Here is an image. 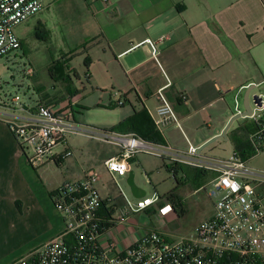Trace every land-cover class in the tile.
Returning a JSON list of instances; mask_svg holds the SVG:
<instances>
[{"label":"crops","instance_id":"crops-1","mask_svg":"<svg viewBox=\"0 0 264 264\" xmlns=\"http://www.w3.org/2000/svg\"><path fill=\"white\" fill-rule=\"evenodd\" d=\"M45 10L57 22H65L67 38L74 42L78 39L77 44L84 47L89 60L85 65L88 84L105 92L111 90L109 107L119 115L108 130L144 108L152 118L159 106L156 93L166 88L183 132L173 124L166 127L161 132L165 145L181 135L201 148L220 136L236 116L235 105L232 110L228 97L235 102L238 95L240 111L251 116L255 112L252 98L264 92V0H50ZM148 39L157 42L156 58L145 42ZM73 77L80 79L75 72L66 80L72 83ZM50 79V87H34L37 104L46 102L57 89L66 90L61 84L64 80ZM180 94H186L187 102L179 98ZM70 98L76 117L80 98L77 94ZM120 100L123 106L118 105ZM152 100L155 105L149 109L147 104ZM217 104L221 109L216 114V126L202 137L195 132L194 144L187 131H192L193 122H211L213 112L206 118L204 111ZM29 113L17 117L0 112V264H12L64 231L63 218L52 202L60 185L49 187L40 178L39 170L27 162L6 123L9 118L25 122L33 117ZM250 116L232 124L227 140L232 143L233 138L242 135L252 137L257 133L255 124L261 129L262 121ZM116 153L115 148L99 143L91 149L92 159L102 162ZM261 155L264 153L248 159V164ZM52 162L60 166L63 159L58 157ZM138 164L137 157L133 173ZM185 167L176 165V180L180 173V181L186 179L182 171ZM86 172L83 170L73 180H81ZM204 174L207 178L214 176ZM258 193L264 197V184L258 187Z\"/></svg>","mask_w":264,"mask_h":264},{"label":"built area","instance_id":"built-area-1","mask_svg":"<svg viewBox=\"0 0 264 264\" xmlns=\"http://www.w3.org/2000/svg\"><path fill=\"white\" fill-rule=\"evenodd\" d=\"M46 2L0 0V60L8 59L22 49L15 28L44 10ZM145 42L156 58L157 42L152 39ZM24 73L33 77L35 70L29 66ZM165 89L156 93L159 106L152 114V120L160 133L172 124L183 132ZM179 98L187 102L186 94H180ZM257 99L259 104L250 116L262 121L261 129L250 138L255 156L264 153V92L258 94ZM13 101L20 102V98L15 97ZM54 104L49 100L38 103L30 111L33 117L23 123L17 118L6 120L24 154L26 145L33 149L34 156L28 159L31 166L39 168L58 157L71 156V150L57 155L55 148L66 144L68 135L83 136L117 150L104 161L117 186L118 179L128 177L133 161L141 154L212 173L214 177L209 185L212 197L216 199L214 212L177 241H169L165 235L149 231L128 245L116 231L131 214L164 202L159 210L168 216L174 213V205L157 193L132 201L119 186L123 205H118L110 196L104 199L97 187L100 175L91 169L81 180L66 182L53 194L52 202L63 217L64 231L12 264H264V197L258 193V187L264 184V170L253 169L248 160L235 151L227 160H208L200 147L193 145L187 137V148L180 150L149 142L134 133L80 126L76 123L70 97L61 105ZM123 104L122 100L118 103L119 106ZM239 107L237 95L235 115L242 113ZM19 110L27 111L24 104H20Z\"/></svg>","mask_w":264,"mask_h":264},{"label":"rangeland","instance_id":"rangeland-1","mask_svg":"<svg viewBox=\"0 0 264 264\" xmlns=\"http://www.w3.org/2000/svg\"><path fill=\"white\" fill-rule=\"evenodd\" d=\"M49 2L50 0H47L46 5ZM68 31L65 22L61 20L57 22L52 19L45 8L15 28L23 48L15 51L8 59L0 60V112L8 111L17 117L20 114H30L29 110H34L37 107V93L34 87H48V85L50 87V71L59 70L65 78L68 74L74 76L76 72L80 79L73 77L72 83L65 80V83L61 84L65 86L66 90L57 89L48 100L57 106L66 98L74 97L77 94L80 98V108L75 109L79 112L75 117L77 125L92 129H108L110 125L116 123L119 115L109 107L111 90L105 92V90L93 88L88 84L85 78L87 56L83 50L84 47L77 44L78 39H75L76 42H74V39L67 38ZM29 66L35 70L33 77H28L24 73L25 68ZM61 84L60 87H62ZM15 97H19L20 102H14L13 98ZM113 97L117 100L115 94ZM227 102L233 110L235 105L233 98L228 97ZM20 104H24L27 111L20 112ZM154 105V100L147 104L149 109H152ZM127 108L129 109V107ZM115 109L121 110L120 108ZM220 109V105L217 104L204 111L206 118L210 115L209 113L213 112V125L212 121V123L208 121L206 124L193 122L192 131H187V133L194 144L197 143L194 140L195 132H198L199 137H202L216 126V117L218 116L216 114ZM19 122L23 123V121ZM169 143L175 149L187 148L186 141L181 135L169 139ZM95 146L96 143L86 137L68 135L67 143L58 145L55 148V153L61 155L70 149L73 155L63 158L60 166L50 162L44 165L45 167H32L39 170L38 175L49 187L56 184L60 185L58 188L66 182L73 181L74 178L82 174L83 170L94 169L101 176L97 187L102 198L106 199L110 196L115 199L118 205H123L119 186L126 197L136 201L127 183V178L118 179L117 186L104 162L98 161L96 157L92 159L91 149ZM25 148L27 150L24 155L28 162V159L34 156V152L28 145ZM232 153L233 145L225 138L217 139L202 149V155L211 161L227 160ZM138 159L139 164L134 167L136 185L145 190L148 197L157 193L161 198H165L170 197V193H174L177 200L182 203L184 213L181 215L172 213L165 216L159 210L164 202H160L146 211L131 214L126 222L118 226L116 231L122 239H126L128 245L136 242L149 231L159 232L165 235L169 241H177L187 236L200 223L212 216L216 199L212 197V187L209 182L214 176L207 178V175L201 171L185 167V184L178 186L175 175L167 169L171 168V162H164L163 159L149 154H141ZM249 165L264 168V155L253 159ZM181 178L183 176L180 173L179 180ZM170 202L173 203V199Z\"/></svg>","mask_w":264,"mask_h":264},{"label":"trees","instance_id":"trees-1","mask_svg":"<svg viewBox=\"0 0 264 264\" xmlns=\"http://www.w3.org/2000/svg\"><path fill=\"white\" fill-rule=\"evenodd\" d=\"M22 48H23V44H22ZM88 64H89V60L88 58H86L85 65L88 66ZM50 77L55 81L66 80V78L62 75V73L59 70L50 71ZM254 126H255L254 131L258 132L260 130L259 125L255 124ZM110 130L119 133H134L149 142L163 144V145L166 144L161 133L157 130L152 118L150 117L148 111L145 108L140 111H136L133 114V116L119 122L117 125L113 126ZM243 130L245 131L246 128L245 129L243 128ZM247 133H249V131ZM250 138L251 137L248 138L242 135L239 138L236 137L233 138L232 140L234 151L238 152V154L243 159H247V160L255 156V150L253 145L251 144ZM176 170L177 168L175 164L173 165V167L169 168V171L173 172L174 175L177 174ZM182 171H184V168H182ZM201 172L204 173L203 171ZM176 181L178 186L185 184V180L184 181L176 180ZM169 196L170 197H166V198L169 200L173 199L174 213H178L180 215L183 214L184 213L183 205L180 201L177 200L178 198H176V195L174 193H170Z\"/></svg>","mask_w":264,"mask_h":264},{"label":"water","instance_id":"water-1","mask_svg":"<svg viewBox=\"0 0 264 264\" xmlns=\"http://www.w3.org/2000/svg\"><path fill=\"white\" fill-rule=\"evenodd\" d=\"M252 101H253V104H254V105H258V104H259V101H258V99H257V96L253 97V98H252ZM244 109H245V111L249 110V107L247 106V104L244 105ZM248 116H250V114L247 113V112H243L242 114H239V115L234 116V117L230 120V122L227 124L225 130L223 131V133H222L220 136H218L217 138L211 140L210 142H208L207 144H205L204 146H202L200 149H201V150L204 149L208 144H210V143L216 141L217 139L225 138V139L227 140V139H228V138H227V132H228V130L230 129V127L232 126V124H233L236 120H239V119H241V118L248 117ZM127 183H128V185H129V187H130V189H131V192H132L133 196H134L136 199H141V198H143V197L146 195L145 190L139 188V187L136 185V183H135V176H134L133 171H131L130 174L128 175Z\"/></svg>","mask_w":264,"mask_h":264}]
</instances>
